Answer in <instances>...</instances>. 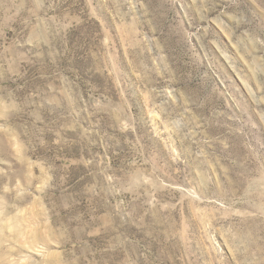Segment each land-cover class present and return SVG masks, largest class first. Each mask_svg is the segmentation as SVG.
Returning a JSON list of instances; mask_svg holds the SVG:
<instances>
[{
  "label": "rangeland",
  "instance_id": "374dc122",
  "mask_svg": "<svg viewBox=\"0 0 264 264\" xmlns=\"http://www.w3.org/2000/svg\"><path fill=\"white\" fill-rule=\"evenodd\" d=\"M1 175L0 264H264V0H0Z\"/></svg>",
  "mask_w": 264,
  "mask_h": 264
},
{
  "label": "bare ground",
  "instance_id": "6f19581e",
  "mask_svg": "<svg viewBox=\"0 0 264 264\" xmlns=\"http://www.w3.org/2000/svg\"><path fill=\"white\" fill-rule=\"evenodd\" d=\"M2 179H3V175H1V177H0V185H1V181H2ZM4 192V191H3ZM7 195V193L6 192H4V195ZM5 195V196H6ZM20 202L22 201V199H20L19 200ZM15 228V227H14ZM2 229H3V226L0 224V231L2 232ZM32 238H33V240H36L37 239V237L36 236H32Z\"/></svg>",
  "mask_w": 264,
  "mask_h": 264
}]
</instances>
